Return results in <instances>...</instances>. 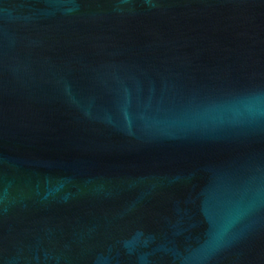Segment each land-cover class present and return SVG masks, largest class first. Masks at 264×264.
<instances>
[{
  "label": "water",
  "instance_id": "water-1",
  "mask_svg": "<svg viewBox=\"0 0 264 264\" xmlns=\"http://www.w3.org/2000/svg\"><path fill=\"white\" fill-rule=\"evenodd\" d=\"M0 264H264V0H0Z\"/></svg>",
  "mask_w": 264,
  "mask_h": 264
}]
</instances>
